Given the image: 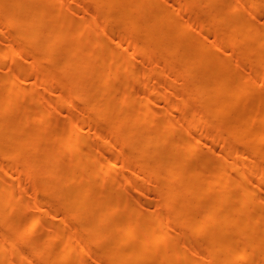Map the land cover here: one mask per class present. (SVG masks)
<instances>
[{
  "label": "bare ground",
  "instance_id": "bare-ground-1",
  "mask_svg": "<svg viewBox=\"0 0 264 264\" xmlns=\"http://www.w3.org/2000/svg\"><path fill=\"white\" fill-rule=\"evenodd\" d=\"M72 1L95 6L90 18L114 8L105 22L117 15L125 30L110 28L112 41L89 36L81 11L65 0H0V44H6L0 49V63L27 64L32 59L40 65L56 60L57 67L40 76V85L53 86L52 81L46 83L50 75L61 87L60 101L86 105V116L69 114L46 134L47 119L57 114L53 99L43 98L50 105L41 110L23 106V121L4 119L5 114H15L16 98L30 91L19 74L0 76V264H83L85 251L95 253L97 264H264V193L260 189L264 165L258 168L252 161L264 162V100L246 107L240 102L252 88L264 85V24L255 21L264 14V0L185 1L178 9L160 0ZM52 3L56 5L51 7ZM195 6L201 10L193 22L204 31L202 36L188 32L191 25L174 15L175 10ZM142 9L147 11L140 13ZM82 13L88 14L84 9ZM1 18H8L10 26ZM216 24L220 26L215 29ZM11 27L15 37H3L1 33ZM103 27L104 23L98 29ZM132 29L148 33L161 62L175 73L168 90L146 89L139 103L131 95L118 99L122 88L118 81L106 94L112 71L99 64L101 58L106 62L111 56L122 57L121 50L134 41L128 35ZM65 37L73 41L57 53ZM21 41L35 45L32 54ZM241 43L240 51L234 53L233 46ZM150 52L158 55L140 44L127 61ZM233 56L238 67L250 66L254 77L232 67L228 59ZM196 65L200 66L197 78L189 72ZM230 78L236 80L232 89L227 85ZM254 80L258 85L251 86ZM180 84L186 86L176 95L179 103L172 98ZM189 105L194 107H183ZM88 117L96 118L90 124L95 128V142H86L83 149L63 150L74 143L75 135L82 142L90 133L84 128ZM32 122L34 127L29 126ZM201 122L204 127L196 134L194 129ZM178 126L183 130L175 136ZM115 130L123 134V142L113 137ZM48 137V144L42 146L41 140ZM216 141L227 143L217 157ZM55 144L61 147L56 149ZM118 147L123 151L116 152ZM101 148L111 151L103 155ZM200 150L209 154L195 168L193 158ZM127 151L137 153L136 158L131 160ZM14 162H20L19 166L13 167ZM119 167L124 172L114 176ZM20 169L24 176H34L29 186L10 179ZM142 172L147 173V181L141 182ZM158 177L169 191L155 190L153 200H161L164 207L159 214L145 213L142 198L149 201L146 188ZM118 184L137 190L125 195L117 191ZM23 190L25 195H18ZM104 190V202L95 206L93 200ZM177 200L183 202L175 207ZM116 208L125 214L111 220ZM140 215L146 221L136 236ZM169 218L176 223L173 235L165 221ZM38 228L40 237L27 243ZM63 230L67 236L54 239ZM182 234L190 238L178 245L172 236ZM71 238L77 241L65 242ZM53 244L59 247L57 252L51 250ZM75 257L79 259L72 263Z\"/></svg>",
  "mask_w": 264,
  "mask_h": 264
},
{
  "label": "rangeland",
  "instance_id": "rangeland-1",
  "mask_svg": "<svg viewBox=\"0 0 264 264\" xmlns=\"http://www.w3.org/2000/svg\"><path fill=\"white\" fill-rule=\"evenodd\" d=\"M65 1H69L71 6H76L77 8H79V10L81 11V19H84L85 21L88 22L87 27L85 28V32L89 35V36H94V35H98L99 37H102L104 40H114V35L111 33L110 28H114V29H121V31H124V27L121 25V20L117 17V15H113L112 16V21L110 23L105 22V18H107V15L109 13L113 14L115 13V9H111L108 12H105L104 14H100L99 16H97L96 18H90V14L89 12H95V6H93L91 3L89 2H78L79 5H76L73 3L72 0H65ZM163 4L169 5V6H174V8L178 9V5L181 2H193L196 0H160ZM227 0H222V3H225ZM56 4L52 3L50 4L51 7H54ZM194 5V4H191ZM82 9H84L85 11L88 12V14H83L82 13ZM201 8L200 7H188L185 11H174V15L178 18L183 19L184 21H187L191 27L188 28V32L197 35V36H202L205 35L204 31L199 30L195 23L193 22V18L195 16V14L200 11ZM146 9H142L139 12L140 13H144L146 12ZM2 12V8L0 7V13ZM3 24H5L6 26H10V20L8 18H1ZM255 21L257 22L258 25H262L264 24V14H259L258 17H256ZM102 23H104V27L101 29H98V26L101 25ZM220 25L216 24L213 27L216 29L218 28ZM2 36L7 38V39H12L15 37V31L14 29L11 27L9 30H5L2 33ZM128 35H133V39L134 41L129 44L128 46H126L125 48H123V50H121V56L119 57L117 56H111L109 57L106 62H104V60H102V58L99 61V64L101 65L100 68L105 70H109L112 71V77L110 82L106 85L105 87V92L106 94L110 93V91L112 90V88H114L115 83L118 81L121 85V90L120 93L118 94V96H120L118 99L122 98L124 95H131L132 97L135 98V102H140L141 101V97H142V93L144 90L146 89H151V88H160V89H169L168 85L171 84V78L174 76V72L172 71V69H169L167 66H165V64H163V62H161L160 60V54L157 52L156 49V42L154 40H148V33L147 32H136L134 29H132L130 31V34ZM73 41L72 37H65L64 39L61 40L60 45L56 48V52L59 53L61 51H63L68 45H70V42ZM214 39L211 38L210 39V43L213 42ZM20 44L26 45V43L23 41L20 42ZM145 45L147 47V49L149 51H155L157 52L158 55H152L153 53H147L143 56H138L136 58V60H133L131 62L127 61V58L132 55L133 53H135V51L137 50L138 45ZM6 45V44H5ZM4 43L0 44V49H4L5 48ZM243 45V43L241 44H237L235 46H233V51L234 53H238L240 51L241 46ZM28 51L32 54V52L34 51L35 45H31V46H27ZM102 52V48L99 50V53ZM77 54H80V51L78 50ZM97 54V53H96ZM98 54V55H100ZM31 58V57H30ZM30 63L27 64H21L19 61H12V60H6L1 62L4 66H2L1 70H0V76H7V75H11V73H15V74H19L21 76L22 79H24V81H26V83L28 84V88L30 91V95L28 96H18L15 100L14 106L13 108H15L16 112L13 116H9V115H4L3 118L4 119H16V118H22V121L25 119V115L23 112V109L25 106H27L30 109H43V108H48V104L50 105V102H48L47 104L44 102L43 98H52L53 102H55L54 105V111H56V115L53 117H49L47 119V123L49 125V130L47 129L46 134L51 133L55 127L58 124H61L64 120L68 119L66 117H68L69 114H72L73 116H79V117H84L86 116V113L84 111V107H86V105L83 102H78L76 104V106H72L67 102H63L60 101L59 95H60V91H61V87L59 85V83L57 82V79H53L51 80L50 75L46 76V83L52 81L53 86H48L47 84H41L42 83L40 81V76L42 74L46 75V73H48V71L54 69L57 67V62L56 60H52L51 62H44L43 64H36L35 61H33L32 59H30L29 61ZM228 62L230 63V65L234 68H236L239 72L241 73H249V75L252 73L251 72V68L250 66H240L238 67V64L236 62V56L231 57L230 59H228ZM0 63V65H1ZM199 69L200 66L196 65L194 66L192 69H190V74L193 77L198 76L199 73ZM222 74L224 75V70H222ZM143 75H149L150 77L148 79H144ZM252 77L253 74H251ZM83 80L81 79L79 82H82ZM254 80L252 81L250 84L253 85H258L255 84ZM236 84V80L235 78H230L229 81H227V85L228 87H230L231 89L235 86ZM99 86H101V81H99ZM186 86V85H185ZM185 86H183V84H180L177 86V88H174L173 91L175 92V96L172 98L174 99V101H178L176 100V95H180L182 93V90L185 88ZM31 93H33L31 95ZM115 97L113 96L112 99H114ZM51 99V100H52ZM115 100L113 101L112 105H111V109L114 110V108L116 107V102L118 101ZM178 99V98H177ZM264 100V85L263 86H256L254 88H252L249 92L246 93L244 99L241 102V104L243 106H248L251 102H262ZM238 101V100H237ZM180 103V101H178ZM24 106V107H23ZM186 109H191L194 106L189 105V106H183ZM113 110L106 112L105 115H108L109 113H112ZM96 120L95 117L89 118L88 117V122L85 124L84 128L86 130H90V133L86 136H84V139L82 140V142H78V135H75L74 138V143L71 144V146H69L68 148H63V150H77V149H83L84 145L86 144V142H95V138H94V133H95V128L91 127L90 124H92V122ZM103 123V122H102ZM105 125L107 124L106 121H104ZM30 127H34L35 124L32 122L29 125ZM105 127V126H103ZM204 127V123L201 122L199 124L196 125L194 132L196 134H199L200 131L203 129ZM186 128V127H184ZM183 130L182 127L178 126V128L175 131V136L179 135L180 132ZM113 137H115L116 139H119L120 141H124L125 138L123 136V134L121 132H119L118 130H115L113 132ZM205 139V138H204ZM49 141V137L48 138H44L41 140V144L42 146L45 147V145L48 144ZM230 141H235V139L230 140ZM227 143L225 142H218L216 141L215 143V148H214V156L217 157V154L221 151L222 147L225 146ZM227 146V145H226ZM54 147L60 148L61 146L55 144ZM42 151V149H38L37 153L40 154ZM111 150H107V149H100L99 153L106 155L108 153H110ZM123 148L121 149L120 147H118V151L116 152H122ZM124 151L125 148H124ZM131 158V160L135 159L137 156V153H133L131 151H127ZM209 154V151H201L193 158L195 162H197V164H194L193 166L196 168L197 165L199 163H201L205 156ZM66 159L64 158L63 161H65ZM253 162H255L258 166V168H260L261 166L264 165V162H259L258 159H252ZM20 162H14L12 163L13 167H17V165L19 166ZM222 162H219V166L218 169H221V165ZM231 166V165H228ZM124 172L122 167L117 168L112 174L114 176L116 175H120ZM208 173H206L204 175V178L202 180V185L205 183L206 179L208 178ZM142 180L145 179L147 181V173L146 172H142ZM89 177V176H87ZM94 177V176H91ZM10 179H20L22 180L24 183L26 182L27 185L29 186L30 183L34 182L35 178L34 176H24L23 173L21 172H15L14 174L11 175ZM63 178L60 177L58 184L60 186L63 185ZM97 183L101 184L100 179H97ZM121 183V182H120ZM204 187L201 188V190ZM261 191L264 193V183L261 185ZM137 189L135 187H129V188H121L118 184L117 186V191L121 192L125 195L127 194H133L135 193ZM155 190H165V191H169V188L167 187H162L160 184V178H155L146 188V196L149 198V201L145 198H142L143 202H144V212H157V214H159V211L164 207H162V201L161 200H153L155 198L154 195V191ZM238 194H241V192L236 191ZM105 193L106 191L104 190V193H101L100 195L96 196V198L93 200V203L95 204V206H98L100 204H102L104 202L105 199ZM18 195H25V190L21 191L18 193ZM206 196V195H205ZM183 200H177L173 203V206H179L180 204H182ZM162 207V208H161ZM73 210V209H72ZM71 209H69V211H72ZM125 212L120 210L119 208H116L114 210V212L109 216V218L111 220H120L122 219V217L124 216ZM144 217H142V215H140V221H139V228L137 229L136 232V236H138L139 234H141L143 232V225L145 224ZM166 223H170V234L173 235L174 232V227L175 224L173 221V218H169L165 220ZM41 234V229L38 228L36 229V231L34 232L33 235H31L28 238V242L30 243L34 240H37V238L40 237ZM67 236V231L63 230L59 235H56L54 239L60 240L63 239ZM173 240L176 242V244L178 245H182L186 240H188L190 238L189 234H182L179 236H172ZM77 240L75 238H71V239H65L66 243H70L73 244L75 243ZM49 246L46 245V248H48ZM161 247L156 248V251L160 250ZM51 250L53 252H57L59 250V247L55 244H53L51 246ZM192 255V253L190 254V256ZM84 258V263L83 264H97V262H95V253L92 251H85L83 256ZM7 259H16V257H10ZM79 259V258H78ZM78 259L75 257L73 258V262L75 263L78 261Z\"/></svg>",
  "mask_w": 264,
  "mask_h": 264
}]
</instances>
